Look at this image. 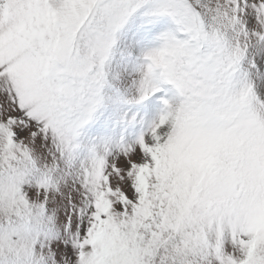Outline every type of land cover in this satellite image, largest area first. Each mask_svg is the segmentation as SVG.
Returning a JSON list of instances; mask_svg holds the SVG:
<instances>
[{
	"label": "rangeland",
	"instance_id": "obj_1",
	"mask_svg": "<svg viewBox=\"0 0 264 264\" xmlns=\"http://www.w3.org/2000/svg\"><path fill=\"white\" fill-rule=\"evenodd\" d=\"M0 264H264V0H0Z\"/></svg>",
	"mask_w": 264,
	"mask_h": 264
}]
</instances>
